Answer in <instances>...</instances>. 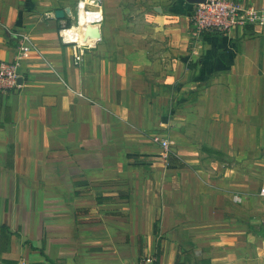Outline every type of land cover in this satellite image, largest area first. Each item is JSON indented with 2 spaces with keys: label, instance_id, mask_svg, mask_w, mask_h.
Instances as JSON below:
<instances>
[{
  "label": "crops",
  "instance_id": "1",
  "mask_svg": "<svg viewBox=\"0 0 264 264\" xmlns=\"http://www.w3.org/2000/svg\"><path fill=\"white\" fill-rule=\"evenodd\" d=\"M74 2L0 0V264H264V27L193 36L191 3L138 0L166 29L139 51L108 3L75 64Z\"/></svg>",
  "mask_w": 264,
  "mask_h": 264
},
{
  "label": "built area",
  "instance_id": "2",
  "mask_svg": "<svg viewBox=\"0 0 264 264\" xmlns=\"http://www.w3.org/2000/svg\"><path fill=\"white\" fill-rule=\"evenodd\" d=\"M192 5L193 12H191L190 19L199 29L197 31L198 35H201L202 30L225 33L234 27H264V3L243 0H206L205 3H195ZM66 11L72 16L71 10ZM90 12L91 9H87L85 4L82 5L78 18L74 17L72 25L65 23L59 30L62 42L72 47L75 64L81 63L84 50L89 49L93 44H96L102 39L101 27L99 28L101 33L100 38L93 34H89L87 40L83 37L84 29L95 25L93 18L87 22L88 26L80 27L82 15L87 13V16H89ZM101 21L100 24L102 25ZM76 24L79 27H77L76 31H72ZM18 38L19 56L23 58L29 57L32 47L27 41V36L20 34ZM16 67L17 64L13 61H2L0 63V88L20 86V74ZM152 140L162 148L163 155L168 158L171 154L169 141L160 136H154ZM261 193L264 194V188H262ZM146 261L155 262L156 260L153 257H149Z\"/></svg>",
  "mask_w": 264,
  "mask_h": 264
},
{
  "label": "rangeland",
  "instance_id": "3",
  "mask_svg": "<svg viewBox=\"0 0 264 264\" xmlns=\"http://www.w3.org/2000/svg\"><path fill=\"white\" fill-rule=\"evenodd\" d=\"M80 1L84 2L85 0H75V2L73 3V8H71L73 17L70 16L68 18V25H72L74 17L78 18L82 5L78 7L76 2ZM108 3H111L115 9H120V12L123 14L121 18L123 19H121L120 21L116 20L114 22H107L105 18L106 15L104 14V21L102 19L101 26H103V30L108 29L113 34H117L119 31H124L123 33H125V36H123L124 38L122 39V44H124L125 46L143 51L145 47L153 45V42H163L165 40L163 37V32H165L166 29L163 26V23L155 18V16L157 15L156 12H159V10L152 9L147 16H140V14H136L135 12L136 5L139 3L138 0H101L100 6H95L89 2L86 3V6L87 9L91 10H98L101 8L105 10ZM192 10L191 12H193ZM82 22L83 23L81 24V26L86 27L87 24L84 22V19H82ZM189 22L191 34L193 36H198L197 31H199V29L195 26L194 22H192L191 19H189ZM208 33H214V31L210 32L207 30H202L201 35L205 36ZM147 72H149V69Z\"/></svg>",
  "mask_w": 264,
  "mask_h": 264
},
{
  "label": "water",
  "instance_id": "4",
  "mask_svg": "<svg viewBox=\"0 0 264 264\" xmlns=\"http://www.w3.org/2000/svg\"><path fill=\"white\" fill-rule=\"evenodd\" d=\"M186 1L188 3H191V4L205 3L206 2V0H186ZM55 15L58 18H64L65 17V11L63 9H58L55 11ZM89 34H93V35L97 36L98 38L101 37V33H100L98 28H92V27L85 28L83 31V37L85 40H87V38H89Z\"/></svg>",
  "mask_w": 264,
  "mask_h": 264
},
{
  "label": "trees",
  "instance_id": "5",
  "mask_svg": "<svg viewBox=\"0 0 264 264\" xmlns=\"http://www.w3.org/2000/svg\"><path fill=\"white\" fill-rule=\"evenodd\" d=\"M188 15H189V16L191 15V11H189ZM214 33H216V32H214ZM171 157H172V154L169 155V159H171ZM176 264H181V263L176 262Z\"/></svg>",
  "mask_w": 264,
  "mask_h": 264
},
{
  "label": "bare ground",
  "instance_id": "6",
  "mask_svg": "<svg viewBox=\"0 0 264 264\" xmlns=\"http://www.w3.org/2000/svg\"><path fill=\"white\" fill-rule=\"evenodd\" d=\"M72 31H76V29H73ZM69 32V31H68ZM79 34V32H77Z\"/></svg>",
  "mask_w": 264,
  "mask_h": 264
}]
</instances>
